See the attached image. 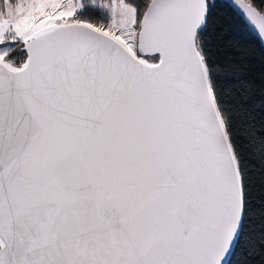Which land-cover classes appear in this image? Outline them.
Here are the masks:
<instances>
[{
  "label": "snow or ice",
  "instance_id": "1",
  "mask_svg": "<svg viewBox=\"0 0 264 264\" xmlns=\"http://www.w3.org/2000/svg\"><path fill=\"white\" fill-rule=\"evenodd\" d=\"M235 3L264 42V0ZM216 7L0 0V264H231L264 131L219 88Z\"/></svg>",
  "mask_w": 264,
  "mask_h": 264
},
{
  "label": "trees",
  "instance_id": "2",
  "mask_svg": "<svg viewBox=\"0 0 264 264\" xmlns=\"http://www.w3.org/2000/svg\"><path fill=\"white\" fill-rule=\"evenodd\" d=\"M206 36L212 59L220 68L219 88L226 106L232 110L238 130L264 131V50L259 40L248 31L242 18L225 2L216 0ZM250 173L259 179L264 161L251 156L245 144ZM260 191L254 190L249 218L230 257L231 264H264L259 247L252 248L249 239L258 242L264 227V202Z\"/></svg>",
  "mask_w": 264,
  "mask_h": 264
},
{
  "label": "water",
  "instance_id": "3",
  "mask_svg": "<svg viewBox=\"0 0 264 264\" xmlns=\"http://www.w3.org/2000/svg\"><path fill=\"white\" fill-rule=\"evenodd\" d=\"M222 2H225L226 4H228L240 17H241V15H240V10H239V8H238V5L235 3V0H221ZM242 18V17H241ZM256 38H257V36H256V34H255V32H251ZM258 39V38H257ZM259 40V39H258ZM259 42H260V44H261V46H262V48H263V50H264V42H262L261 40H259ZM234 250V249H233ZM232 255V254H231ZM231 257V256H230ZM230 257H229V259H230Z\"/></svg>",
  "mask_w": 264,
  "mask_h": 264
}]
</instances>
